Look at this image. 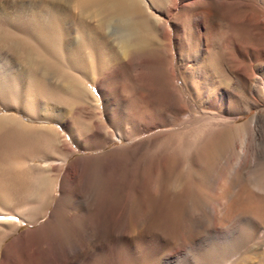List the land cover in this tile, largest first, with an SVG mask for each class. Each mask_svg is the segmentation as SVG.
<instances>
[{
    "label": "rangeland",
    "instance_id": "obj_1",
    "mask_svg": "<svg viewBox=\"0 0 264 264\" xmlns=\"http://www.w3.org/2000/svg\"><path fill=\"white\" fill-rule=\"evenodd\" d=\"M157 2L153 1L155 13L161 11L159 8H166L165 1ZM256 2L225 0L228 3L226 7L230 5L229 13L220 7L214 16H210V22L214 21L215 27L222 31V41L228 46L221 56V70L226 74L224 77L222 71L221 75L215 74L209 67L211 63L203 57V44L195 37H190L189 42L187 35L181 33L180 38L187 41L181 49L174 41L165 46L160 35L148 49L111 64L107 71L93 76V79L71 70L92 90L96 100L65 104L54 102L53 98L34 101L31 96L30 99L29 81L37 80L47 87L56 88L67 80L60 72H49L36 65L38 57L23 50L19 42L28 40L31 44H38L33 35L36 31L31 28L32 21L40 24L41 28L53 25L54 21L57 25L60 23V27H75L80 21L93 26L96 18H90V11L81 9L78 0H0V75L5 79L2 83L8 80V86L11 84L9 88L16 93L7 97L10 101L8 105L3 104L0 96V116L11 117L10 123L18 121L25 125V131L28 132L25 133L30 141L28 148L31 150V154L23 157L19 177L12 179L10 185L0 182V195L5 197L0 202L1 260L8 259L11 244L16 238H25L32 229L39 228L45 215L54 210L60 213L62 219H81L83 222L77 229L75 240L83 239L93 227L90 219L101 210H105V213L108 210L100 207L101 201L110 199L119 221L113 224L114 232L113 229L109 230L110 233L112 231L109 237L103 234L100 239L106 242V248H112L93 252L89 260L93 258L90 261L93 264L96 261L101 263L99 257L108 254L111 262L108 260L105 264H125L130 260V255L124 253L125 237L130 234L128 229L134 227L131 218L136 213L135 206L141 196V237L144 238L140 239V247L143 253L146 248L144 256L150 254L145 258L151 264H157L158 260L160 264V257L165 252H180L182 249L183 253L176 258L180 260L178 264H264V240L257 239L260 229H254L248 221L258 214L264 225V152L257 158L256 165L237 169L248 155L245 145L238 139L239 128L252 120L261 107V101H255L256 96L247 92L250 81L239 82L238 79L243 77L244 70L255 74L256 68L264 60L261 52L264 46V24L259 22V18L264 17V8ZM117 31L118 27L113 23L104 30L111 45L115 44L112 40ZM76 37L74 32L69 34L73 41ZM232 47L236 50L234 54L237 60L228 53V50L233 52ZM166 48L168 52L165 53ZM239 50H245L247 54L242 55ZM246 58L249 61H245ZM240 61L249 63L244 67ZM168 63L173 85L166 77L169 73ZM100 85L107 90L103 99ZM216 89L225 91V98H213L211 95ZM48 100L53 101L48 104L49 108L46 107ZM30 104H33L32 107ZM112 108H117L128 121L125 117L124 121L114 120ZM47 110L59 117H51L49 122L41 119ZM223 116L225 119L231 117L233 122L230 130H226L228 133H224L226 138L223 139L229 141L223 140L225 143H220V146L217 140L211 139L209 142L214 143L210 142V145L207 142L205 148L201 147L200 137L205 136L202 132L204 125ZM6 126L9 128V125ZM118 127L126 132V137L119 139L111 136L108 140L107 132H114ZM41 130L47 135L43 136ZM261 130L257 142L263 148L264 126ZM65 143L69 144L71 152L64 148ZM128 145H136V152L128 153L129 150L125 149ZM62 154L69 156L60 174L78 165L73 184L77 185L76 195L67 193L60 196L59 185L63 179L55 178L56 172L50 169L44 159L59 158ZM217 172H220L219 175ZM223 179L227 184L225 186ZM169 184L178 188L169 190ZM186 193L189 196L188 207L181 199L182 194ZM227 203L231 205L228 212L223 211V205ZM147 206L150 212L145 209ZM152 206H157L158 210ZM187 210L198 211L206 216L209 220L205 227L210 225L209 229L183 224V214ZM240 215L248 217V220L238 218L234 222V217ZM100 224L98 226L102 227ZM66 225L67 221H63L62 233ZM189 227L193 228L192 231ZM118 231L120 234L116 236ZM251 234L253 236L250 237ZM192 237L198 239L197 245L191 243ZM38 241L39 246H45L44 237Z\"/></svg>",
    "mask_w": 264,
    "mask_h": 264
},
{
    "label": "bare ground",
    "instance_id": "obj_2",
    "mask_svg": "<svg viewBox=\"0 0 264 264\" xmlns=\"http://www.w3.org/2000/svg\"><path fill=\"white\" fill-rule=\"evenodd\" d=\"M153 1H155V3L157 1H159V2L165 1L166 8L165 9L159 8L158 10H161V11L155 13V11H153V4H154ZM229 1H234V0H229ZM257 2H259L260 7L264 8V0H257ZM78 3H79V6L81 7V9L90 11V16H89L90 18H92V17L96 18L95 24H92L93 26L88 24L86 21H80V22H78V24H76L75 27H69L68 25H65L64 27H60V26H58L60 23L57 25L54 21L52 23L53 25H51L49 27H45V28L42 27L41 28L40 24H37V22L35 23L34 21H32L31 28L36 31L33 35H35L34 36V37H36L35 39L38 40V42H37L38 44L36 42L35 43L37 45H35L33 43L31 44L28 40H20V42H19L20 47L23 50H26L27 52L30 51L32 54L34 53L38 57L37 61L35 62L36 65L42 67L43 69H45L46 71H49V72H60L63 75V77H65L67 80L65 82V84H62L60 87L57 86L56 88H52V87H47L45 84H42L41 82H39L37 80L36 81H34V80L29 81L27 79L29 81L28 85L30 86V88H29L30 99L33 97L34 101H35V99L39 100L41 98H47V99L53 98L52 100H54V102L58 101V102H63L65 104H69V103L74 104V103H80V102H83L86 100H93V99H95V97L93 96V94L91 92L92 90L90 91V89H88L87 85L84 84L85 82L83 80H81L77 76L75 77L71 73L72 72L71 70H76V71L80 72V74H82L85 78L93 79L92 78L93 76L99 75V74L101 75L104 71H107L108 70L107 67L108 66L111 67V64L112 65L116 64L118 61L120 62V60L123 58L133 56L135 54L140 53L143 50L148 49L149 46L152 44V41L155 40V38H157L160 35L162 36V38L164 40L165 46H168V44L171 41H174L179 48L184 46V44L187 41L190 42V39L192 37L193 38L195 37L196 39H198L200 41L201 44H203L202 45L203 46V53H204L203 57L205 59H208L209 62L211 63L209 67H211V69L214 71L215 74L217 73V74L221 75V71H222L221 70V65H222L221 64V61H222L221 56H222L223 50L226 51L225 49L228 46L225 43H223V41H222V39H223L222 31L215 27V25L213 24V23H215L214 21H213V23L210 22V16H214L216 14V12L219 10L218 8H220V7L223 8L224 12L229 13V9H230L229 6L230 5L228 7H226V4H228V3H225V0H212V1L211 0H151V1H149V0H146V1H144V0H78ZM157 4H158V2H157ZM157 7H159V6H157ZM163 10H164V12H163ZM163 18H165V19H163ZM170 18H172V19L175 18L174 19L175 21L172 22V19L169 20ZM176 18H177V21H176ZM259 22H262L264 24V17H262L261 19L259 18ZM112 23L114 24V26L116 25V27H118V31L114 34L115 35L114 40H112L113 42H115L114 45H111V41L109 40V37H107L104 33V30H106L108 28V26H110V24H112ZM56 26H58V27L56 28ZM71 32H74L77 34V37L74 41L72 38H69V34ZM181 33H184L187 35L188 38L187 37L186 38L188 40L186 42L184 40H182V38H180ZM188 43H187V45H189ZM173 46H175V45H173ZM185 47H186V45H185ZM235 47H236V44H235ZM231 49L233 50L234 48L232 47ZM261 49H262L261 52L264 54V46ZM200 50H202V49H200ZM234 51L236 52V50H233V52H229V50H228V53L231 55V57L233 59H236ZM166 52H168L167 48L165 49V53ZM239 53L242 55L247 54V52L245 50H242ZM261 56H262V54H261ZM131 59L133 60L132 57H131ZM243 61H244V59H243ZM245 61H249V59H247ZM222 63H223V61H222ZM248 63L249 62H247L246 64H243L241 62V65L243 64L242 66L245 67V66H247ZM242 66H241V69H242ZM167 67H168L167 70L169 72V69L171 68L169 63H168ZM252 68H253V66H252ZM250 69H251V66H250ZM222 73H223L222 74V76H223L225 74V72L222 71ZM243 73H244V75L242 74L243 77L241 79L238 78L239 82H241L242 80L244 82H245V80L250 81L247 92L249 94H252V96H256V97H254L255 101L256 100L261 101V102L258 101L261 103V107L259 108V111L253 117L252 120L243 124L241 126V128H239L238 139H239L240 143L245 145V148L247 150L248 155H247V160L244 162H241L239 167L237 166L238 170L239 169L242 170L246 166L252 167V165H256L257 158L260 157L264 152V147L262 148L260 146V144L257 142V140L261 134V131H262L261 127L264 126V60L256 68L255 74H253V71L248 72L245 70L243 71ZM109 76H112V75H109ZM166 77H167L168 81L170 82V85L171 84L173 85V83H172V72H169ZM34 79H35V77H34ZM222 79H224V78H222ZM251 79H252V81H251ZM3 80H5L4 77L0 75V96L2 97L1 100H3L2 101L3 104H7L10 102L7 97L10 95L12 96V94L14 95L15 92H13L14 89L9 88V86L11 84H9V86H8V83H7L8 80H6L5 82L2 83ZM101 85H100V89L102 90L101 99H103V96L105 94L104 92H106L107 90L105 88L101 87ZM174 86H175V84H174ZM12 88H14V87H12ZM211 96L213 98H216V99L219 98L220 100H222L223 98H225L226 92L219 90V89H216V90H214V92L212 93ZM13 100H14V98H13ZM213 100H215V99H213ZM12 103H13V101H12ZM14 103H16V102H14ZM51 103H53V101L48 100L46 107L49 108L48 104H51ZM34 104L37 105V103H34ZM182 104H183V102H182ZM11 105H13V104H11ZM32 105L30 104L31 107H32ZM35 105H34V107H35ZM54 107H55V105H54ZM130 108H131V106H130ZM28 109H29V107H28ZM177 109H179V108H177ZM28 111H30V110H28ZM44 114H45L44 118H41V117L40 118L44 119L45 121H48V122L51 121V119L55 116L59 117L58 114L55 115L50 110L45 111ZM111 114H112V117L114 120L124 121L123 119L125 116H123V114L120 113V111L117 108H114V109L112 108ZM133 115L136 116L134 113H133ZM128 116H130V114ZM10 118L11 117L0 116V169L2 168V170H3L2 172H0V182L1 183L4 182V184H7V185H10V182L12 181V179H14V178L16 179L17 177H19L20 171L22 168L23 157L27 154H31V150H29V148H28V144L30 141H29V138L26 134L28 132L25 131V125L23 123L18 122V121H17L18 123L15 121L13 123H10ZM134 118L135 117H133V119ZM126 119L128 121V118H126ZM230 119H231V117H228L227 119H225V117L223 116V118L211 120V121H209V123H206L202 129V132H203V134H205V136L200 137L201 138V145L200 146L204 147L206 144L213 142V141L209 142V140H211V139H215L218 141L219 145H220V143L223 145L225 143V142H223V140H226V139H223V138H226V136H224L225 135L224 133L227 132L226 130H228V129L230 130V128L233 126V122ZM6 125H9V128H7ZM41 133L43 134V136L47 135L43 130H41ZM107 133H108V140L111 138V136L112 137L115 136V138H119V139L126 137V135H125L126 132L124 130H122L120 127L116 128V130L114 132L110 131ZM37 136H40V135H37ZM87 139H88V136H87ZM226 141H229V139ZM210 145H211V143H210ZM219 145H217V146L219 147ZM222 145H220V146H222ZM234 146H235V144H234ZM136 147H137L136 145H133V146L128 145L125 149L129 150V151H127L128 153H132V152H136V150H137V149H135ZM64 148H66L70 152L72 151V149L70 148L68 143L64 144ZM131 148H133V149H131ZM241 148H242V146H241ZM67 150H65V151H67ZM233 150H234V148H233ZM243 151L245 152L244 149H243ZM32 154H37V153L32 152ZM122 155L125 156L126 154H122ZM68 156L69 155H67V154H62L61 157H59V158H52V159L51 158H44L45 162L48 164L50 169L56 172L54 174L55 178H57V180L59 178L61 180L63 179V183L59 185L60 196L67 194V193H70L69 195H72V194L76 195L77 194L76 193L77 187H75L76 184L75 185H73V184L75 181L74 176L77 172L76 169H77L78 165L71 166L67 171L63 170L62 174L59 173V172H61V169L65 165ZM242 156H244V155H242ZM239 158H242V157H239ZM66 166H65V168H66ZM219 173H218V175H219ZM21 174H22V172H21ZM222 182H223L224 186L227 185L226 181L224 179ZM222 182H220V185ZM164 187H165V185H164ZM174 188L176 189L178 187H174L173 184L168 185L169 190H172ZM219 188H222V187L220 186ZM164 189H166V188H164ZM180 189H181V187H180ZM177 191H178V189H177ZM153 193L156 194L154 192V190H153ZM161 193H163V192H161ZM164 193H166V192H164ZM150 194H152V193H150ZM65 196H67V195H65ZM159 196H160V194H159ZM179 196H180V194H179ZM140 197L138 198V203L135 206L136 213L131 218L133 221L134 227L132 228V226H131V229L130 228L128 229V226L130 227L131 224H129L127 227L125 226L130 231V234L127 237H125L126 238V242H125L126 243V245H125L126 251L124 250V253L127 252L130 255L129 256L130 260L128 262H126L125 264H151L145 258V257H149L150 254L144 256V254L146 252V250H145L146 248H144L145 252L143 253L142 252L143 248L141 250V247H140V244H142V243H140V239L142 238L141 233H142V228H143L142 227L143 221H142V212H141L142 210H141V206H140ZM188 197L189 196L187 195V193L182 194V196H181V199L185 203V207L187 206L186 204L189 203V202H187ZM148 199H151V198H148ZM157 199H158V197H157ZM165 199L166 198H164V200ZM3 200H5V197L3 195H0V202H2ZM152 200L154 201V199H152ZM110 201H111L110 199H104L103 201H101L100 207L103 209H108V210H106V213L104 212L105 210H101L100 213L97 214V216L90 219L93 227L91 226L92 228L90 229V231L84 236L83 239H81L79 241H76L75 237H76V232H77L79 225L83 222L81 219H79L78 221L76 219H70V218L62 219L59 215L60 213H58L56 210L46 214L45 215L46 218L41 223V225H39V228L32 229L31 232L25 238H22V239L16 238L14 240V242L11 244V247H10V255H9L8 259H6V260L0 259V264H79V263L80 264H93L92 262H90V261H93V258H92V260H89V259H91L90 257L93 254V252L96 253V252L102 251L104 248H106L105 247L106 242L104 243V241L102 239H100V236H102L104 234V235H106V237H109V233H110L109 230L113 229V224H116L119 221V216L117 214H114V209H115L114 203H112V201L111 202ZM142 202H143V200H142ZM159 203L162 204V202H159ZM151 204L150 205L148 204V205L151 206ZM0 205H1V203H0ZM142 205H143V203H142ZM230 206L231 205L229 203L225 204V206L223 205V209H224L223 211L226 210L228 212V210H230L229 209ZM142 207H144V206H142ZM152 207H154V206H152ZM156 207H154V208H156ZM149 208H151V207H149ZM214 208H216V207H214ZM145 209H147V211H148L149 210L148 206ZM157 210H158V207H157ZM209 211H212V210L210 209ZM149 212H150V210H149ZM154 212H155V210H154ZM180 212L182 213V210H180ZM159 214H161V213L159 212ZM162 214H164V213H162ZM11 215L14 216L13 214H11ZM183 215H184V219H182V221H184L183 224L191 225L194 227H203V226L205 227V223L209 220V219L207 220L205 218L206 216L204 217V215L198 211L187 210V211H185V214H183ZM217 215H215V216H217ZM252 215H254V214H252ZM257 215L254 217L252 216L250 218V220L247 219L248 217L245 218V216L240 215L239 217H234L235 218L234 220H236L234 222H237L238 218H239V220L242 219L243 221L247 219L248 221L251 222V223L250 222L249 223L251 224V226L254 229H256V230L260 229L261 230V232H260V230L258 232L259 235H258L257 239L264 240V225L261 222V219H259ZM154 217H155V215H154ZM182 218H183V216H182ZM222 218H223V216H222ZM63 221H67V225H66V229L64 231L62 230L63 231V233H62L61 232V226L63 224ZM8 223L15 225L14 222L8 221ZM130 223H132V222H130ZM208 223L206 224V226L208 225ZM98 224H100L102 227H99ZM147 226H149V225H147ZM147 226L145 225V227H147ZM181 226L182 225H180V227ZM209 226L210 225H208L207 228L205 227V229H209L208 228ZM252 227H251V230H254V229H252ZM248 228H249V226H248ZM182 229H181V231H182ZM192 229L193 228H190L191 231H192ZM202 230H204V228ZM112 231L114 232L115 229H113ZM112 231H111V233H112ZM107 232H108V236H107ZM123 232H121V233H123ZM184 232H187V231L184 230ZM64 233L66 235H64ZM188 233H189V231H188ZM118 234H120L119 231L116 232L115 235L117 236ZM253 234L255 235V233H253ZM253 234H251L250 237L253 236ZM183 236H185V235L183 234ZM188 236H190V235H188ZM40 237H44V239H45V242H44L45 246L44 247H41L38 245L39 244L38 240H40ZM190 241L192 244L198 243L197 242L198 239H193V237ZM107 247L109 248V246H107ZM108 248H106V250H108ZM111 248H109V249H111ZM113 252L114 251H112V253ZM181 253H183V249L180 252H165V253H163L162 256L160 257V264H178V261H180V260L177 261L176 258H178V256ZM109 254H111V253H109ZM121 254H123V250H122ZM104 255H105L104 257H99L100 262L102 264L107 263L108 260H109V262H111L109 255L108 254H104ZM112 256H111V258H112ZM115 256H113V257H115ZM117 256L119 257V255H117ZM123 256H124V254H123ZM123 256H120V257L123 259L124 258ZM114 259L116 260V258H114ZM97 263L98 262L96 261L94 264H97ZM101 263H98V264H101ZM157 264H159V260H158Z\"/></svg>",
    "mask_w": 264,
    "mask_h": 264
}]
</instances>
